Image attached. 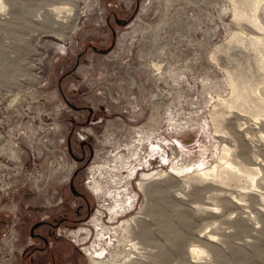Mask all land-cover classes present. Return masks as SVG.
<instances>
[{
    "label": "rangeland",
    "instance_id": "374dc122",
    "mask_svg": "<svg viewBox=\"0 0 264 264\" xmlns=\"http://www.w3.org/2000/svg\"><path fill=\"white\" fill-rule=\"evenodd\" d=\"M43 238L264 264V0H0V264Z\"/></svg>",
    "mask_w": 264,
    "mask_h": 264
},
{
    "label": "crops",
    "instance_id": "0c3cea01",
    "mask_svg": "<svg viewBox=\"0 0 264 264\" xmlns=\"http://www.w3.org/2000/svg\"><path fill=\"white\" fill-rule=\"evenodd\" d=\"M45 243L44 248H38L35 254L36 263L34 264H76L77 255L75 251H72V247L67 244H60L56 242L57 246L55 251H47L49 240L43 238Z\"/></svg>",
    "mask_w": 264,
    "mask_h": 264
},
{
    "label": "bare ground",
    "instance_id": "6f19581e",
    "mask_svg": "<svg viewBox=\"0 0 264 264\" xmlns=\"http://www.w3.org/2000/svg\"><path fill=\"white\" fill-rule=\"evenodd\" d=\"M60 7H62V6H60ZM66 8V7H65ZM64 8V9H65ZM60 9V8H59ZM67 9V8H66ZM57 11V10H56ZM217 168V165H214V166H212L210 169H208V170H204V172L203 173H201V174H206V175H208L210 172H212V171H215V169ZM96 264V263H95Z\"/></svg>",
    "mask_w": 264,
    "mask_h": 264
},
{
    "label": "water",
    "instance_id": "95a60500",
    "mask_svg": "<svg viewBox=\"0 0 264 264\" xmlns=\"http://www.w3.org/2000/svg\"><path fill=\"white\" fill-rule=\"evenodd\" d=\"M93 153H94V151L92 150V154H93ZM74 187H75V186H74V182L72 181V182H71V189L74 190Z\"/></svg>",
    "mask_w": 264,
    "mask_h": 264
},
{
    "label": "built area",
    "instance_id": "2783aa9c",
    "mask_svg": "<svg viewBox=\"0 0 264 264\" xmlns=\"http://www.w3.org/2000/svg\"><path fill=\"white\" fill-rule=\"evenodd\" d=\"M60 231V229L58 230V232ZM60 234V233H59ZM61 235V234H60Z\"/></svg>",
    "mask_w": 264,
    "mask_h": 264
}]
</instances>
